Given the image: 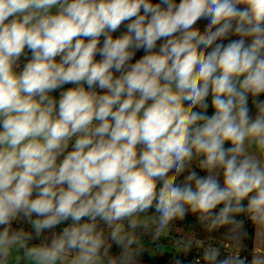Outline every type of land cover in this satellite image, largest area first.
<instances>
[{
  "label": "clouds",
  "instance_id": "9594fccd",
  "mask_svg": "<svg viewBox=\"0 0 264 264\" xmlns=\"http://www.w3.org/2000/svg\"><path fill=\"white\" fill-rule=\"evenodd\" d=\"M189 213L264 224V0H0V264H135Z\"/></svg>",
  "mask_w": 264,
  "mask_h": 264
},
{
  "label": "trees",
  "instance_id": "16d2710c",
  "mask_svg": "<svg viewBox=\"0 0 264 264\" xmlns=\"http://www.w3.org/2000/svg\"><path fill=\"white\" fill-rule=\"evenodd\" d=\"M203 23L201 22V26ZM141 55H143V52H138L136 58L138 59ZM200 174L203 175V173ZM243 203L246 205L247 201L245 200ZM221 207L223 205H218L214 211L218 212ZM144 215L150 217L152 213L150 211ZM235 220L236 223L234 224L209 230L207 222L200 221L197 214L189 213L183 220L173 221L168 227L191 235L192 238L185 243L178 238H163L162 234L156 237L153 234L154 227L151 226L143 232L137 230L140 251L135 264H177V262L179 264H195L197 258H202L203 250L208 246L219 247L222 254H232L231 250H235L241 257L247 258L248 264H251L254 253L253 239L256 223L249 219L246 213L236 214ZM13 225L14 229L22 227L25 231L31 230V227L22 221L14 222ZM39 242V240H33L30 242V246ZM189 244L191 246L186 247ZM226 244H228V247H226ZM161 245L171 246V249H163L160 247ZM118 251L117 248L112 247L110 254L116 255ZM201 264H204L202 259Z\"/></svg>",
  "mask_w": 264,
  "mask_h": 264
},
{
  "label": "rangeland",
  "instance_id": "374dc122",
  "mask_svg": "<svg viewBox=\"0 0 264 264\" xmlns=\"http://www.w3.org/2000/svg\"><path fill=\"white\" fill-rule=\"evenodd\" d=\"M142 218L147 219L148 217L146 215H142ZM149 224L151 227H154L151 225V221L149 220ZM14 228V225H13ZM32 231V229L30 230ZM163 238H178L181 242H188L190 238H192L191 235H188L187 233H184L180 230H172L167 228L164 233H162ZM35 240V239H34ZM253 246H254V253L253 258L257 256H264V224H256L255 227V233H254V239H253ZM163 249L169 250L171 249V246H160ZM19 256V261L15 260V257ZM9 264H29L28 261H26L23 258V249H21L19 252L14 251L13 252V258L9 260Z\"/></svg>",
  "mask_w": 264,
  "mask_h": 264
},
{
  "label": "built area",
  "instance_id": "2783aa9c",
  "mask_svg": "<svg viewBox=\"0 0 264 264\" xmlns=\"http://www.w3.org/2000/svg\"><path fill=\"white\" fill-rule=\"evenodd\" d=\"M226 247H228V244H226ZM231 253L232 254H239L237 251H235V250H231Z\"/></svg>",
  "mask_w": 264,
  "mask_h": 264
}]
</instances>
